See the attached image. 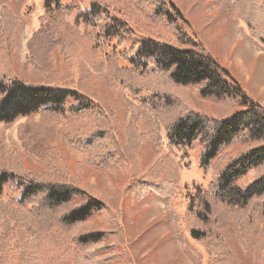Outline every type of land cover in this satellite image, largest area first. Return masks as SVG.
Masks as SVG:
<instances>
[{"label":"trees","instance_id":"trees-1","mask_svg":"<svg viewBox=\"0 0 264 264\" xmlns=\"http://www.w3.org/2000/svg\"><path fill=\"white\" fill-rule=\"evenodd\" d=\"M8 2L0 0V122L10 124L19 118L38 115L39 121L27 119L20 127L38 129L50 114L84 116L94 123L87 125L85 132L81 128L75 133L85 165L107 169L116 162L123 169L128 165L136 167L148 133H142L130 123L127 144L121 147L113 109L90 102L79 87L60 84V79L73 72L70 58L77 40L73 38V30L77 27L67 23L65 18L73 14L74 8L63 5L62 0H44L45 16L53 22L61 17L68 33L57 34L53 26L46 27V21L30 37L27 42L29 63L23 66L22 72L34 66L32 76L40 77L41 81H28L14 73V28L19 21L5 6ZM236 2L241 10L239 18L264 47V0ZM85 14L89 17H85V24L104 25L105 37L110 36V32L115 35V31L121 38L140 35L137 56L151 61L152 72L165 77L171 84L195 87L201 98L231 106L228 114L217 118L190 109L178 114L166 128V139L171 148L182 151L200 142L204 146L201 167L209 169L214 162L213 182L207 189L197 188L189 198L187 220L192 238L203 244L211 255L212 264H242L232 248L229 225L233 210L243 209L253 201L260 204V214L264 218V104L251 98L242 82L205 48L203 42L184 29L188 21L173 0H93ZM86 33L87 29L82 36ZM55 50L63 57L61 64L50 58ZM69 99L76 104L66 107ZM3 149L0 146V264H11L2 252L12 246L15 228L10 221L19 220L23 215L36 224L29 227L28 245L31 247L48 235L47 229L54 222L77 231L71 232L76 236L73 239L77 250L74 264H106L122 256L118 248L124 246L126 237L120 224L117 196L123 185L113 186L114 192L105 200L97 189L92 193L87 190L82 173L74 174L69 169L58 175L33 171L21 162H8ZM230 149L232 157L223 158L225 151ZM147 178L145 173H132L125 183L126 189L134 186L143 191L154 190L162 196L174 191L172 184H152ZM7 184L20 192V199L10 203L1 199ZM110 200L113 203L110 204ZM11 205L16 209L12 210ZM101 214L107 215L108 224L99 230L92 229L96 226L93 217ZM77 228L84 230L79 232ZM22 261L25 264L38 262L24 256ZM125 261L130 264L128 257ZM257 264H260L259 259Z\"/></svg>","mask_w":264,"mask_h":264},{"label":"rangeland","instance_id":"rangeland-1","mask_svg":"<svg viewBox=\"0 0 264 264\" xmlns=\"http://www.w3.org/2000/svg\"><path fill=\"white\" fill-rule=\"evenodd\" d=\"M173 1L188 21L184 29L203 42L205 48L242 82L251 98L264 104V47L239 18L241 10L236 0ZM62 3L74 8L65 21L77 27L73 30V38L77 40L70 58L73 72L60 79V84L79 87L90 102L113 109L121 147L127 144L130 123L142 133H148V139L140 148L136 167L128 165L123 169L114 162L107 169H100L92 164L85 165L84 155L77 147L76 130L82 128L85 132L87 125L94 124L90 119L50 114L38 129H21L27 119L39 121L40 116L33 115L10 124L0 122V146L4 148L7 161L21 162L30 170L56 175L65 173L66 169L74 174L80 172L85 177L87 190L92 193L97 189L105 200L114 192L113 186L123 185L117 197L126 241L118 248L122 256L106 264H126L125 257L130 264H212L211 255L203 244L190 234L187 211L189 198L197 188L207 189L213 182L214 162L209 169L201 167L204 146L200 142L188 151L171 148L166 139V128L178 114L189 109L217 118L228 114L231 106L203 99L195 87H177L152 72L151 61L137 56L140 35L121 38L115 31V35L110 32L111 35L105 37L102 23L85 24V17H88L85 13L90 10L93 0H62ZM5 6L19 21L14 28V73L28 81L35 79L32 76L34 66L22 72L23 66L29 63L27 42L34 34L30 36L31 32L37 26L40 29L46 21V27L53 26L57 34L61 31L66 34L68 30L65 31L61 17L53 22L45 16L44 0H9ZM85 25L89 26L85 28ZM86 29V35L82 36ZM50 58L59 64L63 59L59 50L53 51ZM35 81H41V78ZM75 104L69 99L65 106ZM230 151H225L223 158L230 159L233 155ZM132 173H145L152 184H172L174 191L162 196L154 190L143 191L134 186L127 190L125 183ZM20 196V192L7 184L1 199L10 203ZM109 203L113 202L110 200ZM10 208L16 209L14 205ZM259 209L260 204L253 201L243 209L233 210L229 233L232 248L242 264H257V259L264 264V218ZM93 219L96 226L92 229L99 230L108 224L107 215ZM10 224L15 228L12 246L2 253L11 264H25L22 256L37 259L35 264H74L77 250L73 239L76 236L71 232L77 231L73 228L52 222L46 232L48 235L31 247L28 245L29 227L36 226L34 221L23 215L19 220H11ZM77 229L79 232L84 230Z\"/></svg>","mask_w":264,"mask_h":264},{"label":"crops","instance_id":"crops-1","mask_svg":"<svg viewBox=\"0 0 264 264\" xmlns=\"http://www.w3.org/2000/svg\"><path fill=\"white\" fill-rule=\"evenodd\" d=\"M26 28H27V29L29 28L28 25L26 26ZM38 30H39V26H37L36 29L33 30V31L31 32L30 36H31L33 33H35L36 31H38Z\"/></svg>","mask_w":264,"mask_h":264}]
</instances>
